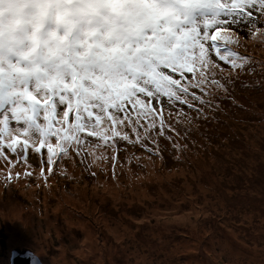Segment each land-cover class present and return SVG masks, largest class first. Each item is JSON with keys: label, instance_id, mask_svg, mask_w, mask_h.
Here are the masks:
<instances>
[{"label": "rangeland", "instance_id": "rangeland-1", "mask_svg": "<svg viewBox=\"0 0 264 264\" xmlns=\"http://www.w3.org/2000/svg\"><path fill=\"white\" fill-rule=\"evenodd\" d=\"M179 23L183 26L177 28ZM179 23L174 28L175 33L169 35V28H173L168 24L146 22L140 27L145 32L139 31L129 38L127 44L130 53L156 48L164 41L176 47L188 27L187 20ZM209 31L215 34L214 29ZM248 33V29L238 33L241 46L236 49L250 58L240 76L243 83L238 81L232 98L223 101V111L217 113V121L202 127L205 135L197 136L199 143L187 154L185 162L179 163L165 152L163 163L157 160L147 168L132 165L131 171L129 166L123 170L118 168L116 178H113L107 162L101 167L93 165L91 170L96 172V176H92L72 150L58 166H54V174L45 182L37 176L41 157L46 159L47 148L41 149L39 154L34 153L31 141H28V157L33 169L17 164L12 169V179L6 183L9 165L0 160V264L6 261L10 264L13 252L17 250L31 251L39 257L35 240L42 237L40 233L47 234L45 239H40L46 260L40 258L42 264L57 255L62 246L70 245V234H78L77 243L69 246L65 254L75 264L91 263L98 257L102 261L97 264H126L130 258L135 259L133 254L138 249L150 254L156 264H230L236 256V249L247 253L240 256L242 264H245L252 260L251 249H264V37L258 33L253 37ZM242 34L248 35L243 37ZM223 36L224 30H221L220 37ZM218 41L222 43L220 38ZM211 43V40L204 42L205 47L208 48ZM211 58L228 70L229 65L221 61L214 50ZM157 59L160 61L162 58ZM162 71L173 79L180 78V74L171 69ZM98 76L100 73L95 72L91 78L79 81L77 84H82V91L78 95L74 93L76 83L73 80L68 79L62 87L54 89L57 98L50 99L48 103L49 107L52 103L56 107L55 119L51 122L54 130L59 128L63 134L75 122L76 111L86 118V104L95 103L100 96L131 84L137 75L126 72L123 82L117 85L106 79L97 81ZM190 78L191 74L186 73L185 79ZM0 80L4 78L0 76ZM32 87L33 83L30 82L27 88ZM195 91L199 95V90ZM138 96L148 101L143 94ZM40 103L43 105L44 100L40 99ZM151 103L157 107L155 100ZM66 104L71 106L67 108ZM126 107L132 110L131 105ZM176 108H166L165 114L168 110L175 112ZM183 109L188 111L186 105ZM92 111L94 120L97 111ZM5 118L13 130L17 148H22L26 140L23 121L17 122L12 115L11 118L0 115V119ZM60 120L61 123L67 122L57 123ZM38 123H45L42 110ZM17 128L19 132L15 131ZM86 134V131L82 133ZM33 139L36 137L33 136ZM87 139L92 145L99 142L94 136ZM0 140L4 144V155L16 160V155L7 148L11 141L7 136L0 137ZM51 142L55 145V136L51 137ZM118 147L121 149L118 157L123 156L125 143L120 142ZM135 151L137 155H146L139 146ZM87 159L90 161L92 157ZM57 168L65 169L67 175H61ZM26 170L33 174L26 177ZM151 171L156 172L155 176L141 178L142 173ZM114 182L120 183H116L117 187L120 186L119 193L112 189ZM84 185L87 191L83 197L79 189ZM143 190L145 193L136 194ZM9 194L18 199L25 218L35 217L36 227L40 226L38 218L43 219L39 228L17 237L10 235V228L17 225L15 220L9 219L5 207L4 201ZM68 213L83 218L86 225L68 224ZM45 221L52 223L49 230ZM118 224L122 234H111L110 230L119 229ZM56 228L64 238V245H60ZM85 233H92L100 248L84 258L82 250L89 251L88 242H84ZM210 243L216 245L214 253L205 249Z\"/></svg>", "mask_w": 264, "mask_h": 264}, {"label": "snow or ice", "instance_id": "snow-or-ice-1", "mask_svg": "<svg viewBox=\"0 0 264 264\" xmlns=\"http://www.w3.org/2000/svg\"><path fill=\"white\" fill-rule=\"evenodd\" d=\"M194 2L199 7L187 19L188 27L181 35L176 51L171 56L163 57L148 70L140 72L131 84H126L109 95L100 96L95 103L86 104V118L76 111L78 114L75 122L63 134L59 128H52L55 103L48 110L49 106L45 101L41 105L31 90L24 91L14 83L0 80V115L11 112L17 122L22 120L26 136L23 147L18 149L8 119H0V137L7 136L11 141L7 148L17 157L12 160L5 156L4 144L0 140V160L9 165L5 182L12 179V169L17 164L33 169L28 157V141H31L34 153L39 154L41 149L47 148L46 159L41 157L37 176L45 182L54 174V166H58L72 150H75L81 164L85 165V170L90 171L92 176H96V172L91 170L93 165L101 167L107 162L111 166L113 178H116L118 168L123 170L129 166L131 171L132 165L147 168L157 160L163 163L165 152L177 162H185L187 154L199 143L197 136L205 135L202 127L217 121V113L223 111V101L232 98L238 81L243 83L240 76L250 58L236 50L241 46L238 33L248 29L251 36L255 37L258 33L264 37V27H257L264 25V0ZM209 29H214L215 34H211ZM221 30H224L223 37H220ZM218 38L222 43L217 42ZM209 40L212 43L206 48L204 42ZM213 50L221 61L229 65L228 70L212 60ZM162 69H171L179 73L180 78L173 79ZM186 73L191 74L190 79H185ZM195 90H199V95ZM138 94L146 96L148 101L139 98ZM152 100L157 102V107L152 105ZM127 105L132 106L131 111ZM177 105L181 107L176 108ZM184 105L188 109L186 112ZM166 108H176V111L168 110L165 114ZM92 109L97 111L94 120ZM41 110L44 112L43 124L38 123ZM26 121L29 122L27 128ZM66 122L67 120L63 123L61 120L57 121L60 124ZM15 131L19 132L20 129ZM85 131L86 136L82 135ZM52 136L56 137L55 145L51 142ZM93 136L99 141L95 145L87 139ZM120 142L125 143L124 155L118 157ZM137 146L146 155H137ZM89 156L92 157L90 161L87 159ZM57 170L61 175H67L65 169ZM32 174V171L24 172L26 177ZM67 178L73 179L71 176ZM133 255L135 259L130 258L126 264H156L146 251L138 249ZM230 264L242 262L239 257H235Z\"/></svg>", "mask_w": 264, "mask_h": 264}, {"label": "clouds", "instance_id": "clouds-1", "mask_svg": "<svg viewBox=\"0 0 264 264\" xmlns=\"http://www.w3.org/2000/svg\"><path fill=\"white\" fill-rule=\"evenodd\" d=\"M198 7L194 0H0V76L24 91L32 82L37 92L95 72L97 81L120 84L126 72L138 75L176 51L164 41L130 53L127 42L140 27L174 29Z\"/></svg>", "mask_w": 264, "mask_h": 264}, {"label": "bare ground", "instance_id": "bare-ground-1", "mask_svg": "<svg viewBox=\"0 0 264 264\" xmlns=\"http://www.w3.org/2000/svg\"><path fill=\"white\" fill-rule=\"evenodd\" d=\"M109 89L111 88V86L109 85L108 86ZM183 168V167H181ZM158 173V171H157ZM156 172L155 171H151L149 173H142L141 175V178L143 177L144 178H151L152 176H155ZM140 179V178H139ZM142 180V179H141ZM116 183L117 184H120L118 182H114L113 185H112V189L116 192V193H119L120 192V186L117 187L116 186ZM86 185L82 186L81 189H79V194L81 196H86V192L87 189H86ZM78 188V187H77ZM142 193H145V191H140V192H137L136 194L138 195H141ZM7 200H5V207L7 208L6 210L8 211L9 213V219L11 220H15L16 221V225L17 227H11L10 228V231H11V236L14 237V236H19L20 234L24 233V232H31L34 230V229H37L41 226V221L43 220L42 218H38V224L40 225L39 227H36V223H35V217H28V218H25L24 217V214L25 213H22V209H21V206H20V203L18 201V199H14L12 194H9L7 195ZM68 216L66 218V221L68 224H72V223H77L81 226H84L86 225V221L81 218V217H76L74 215H71L68 213ZM186 215V214H185ZM184 215V216H185ZM186 218V217H184ZM187 220V219H186ZM188 223V222H186ZM45 225L47 227V229L49 230V228L52 226V223L50 221H45ZM117 227L119 228L118 230L116 229H112L110 230V233L113 234V235H116L117 233L118 234H122V232H120L122 229H121V226L118 224ZM261 228H263L262 226H260ZM257 228V227H255ZM57 229V228H56ZM258 230H261L260 228ZM57 232H58V238L60 240V245H64V242L62 240H64V238L62 236H60V233L57 229ZM230 233H232L233 235H236L233 231H229ZM42 234V237L41 238H36L35 240V244L37 246V249H38V253H39V257L43 260L44 259V253H43V246L41 245V241L40 239H45L47 237V234H43V233H40ZM86 236H85V240L84 242H88V245H89V251L87 250H82V256L85 258L87 257L89 254H91L92 252H96L100 247L98 245V243L96 242V240L93 238V234L90 233V234H87L85 233ZM191 234H193V232L191 231ZM33 237V235L31 236V238ZM77 237H78V234L75 235L73 234H70V245L69 246H72L74 244L77 243ZM195 239V237H194ZM196 242V241H195ZM195 245V244H194ZM69 246H62V249L61 251L53 256L51 259L47 260V263H44V264H75L74 260H69L67 255L65 254V250L69 247ZM196 246V245H195ZM215 247L216 245L213 244V243H210L209 245L205 246V249L206 250H212V252L214 253L216 250H215ZM111 248H113V245H111ZM196 248V247H194ZM252 250V260H250L249 262H246L245 264H261V261H264V249H251ZM235 254L236 256L235 257H239L241 255H245L247 254L246 252L244 251H241V250H236L235 249ZM46 261V260H45ZM102 261V258L101 257H98L96 259H94V261H92L91 263H85V262H82V264H97L96 262H101ZM61 262V263H60ZM4 264H7V261L4 263Z\"/></svg>", "mask_w": 264, "mask_h": 264}, {"label": "water", "instance_id": "water-1", "mask_svg": "<svg viewBox=\"0 0 264 264\" xmlns=\"http://www.w3.org/2000/svg\"><path fill=\"white\" fill-rule=\"evenodd\" d=\"M10 264H42L40 257L32 254L31 251H14Z\"/></svg>", "mask_w": 264, "mask_h": 264}, {"label": "trees", "instance_id": "trees-1", "mask_svg": "<svg viewBox=\"0 0 264 264\" xmlns=\"http://www.w3.org/2000/svg\"><path fill=\"white\" fill-rule=\"evenodd\" d=\"M248 34H249V33H248ZM248 34H247V35H248ZM247 35L242 34L241 36H243V37L245 36V37H246ZM81 91H82V84L78 85V88L76 89V92H74V93H75V95H78L79 92H81ZM56 98H57V95H54V98H53V99H56ZM49 100H50V99H47V100H46V102H45L46 105H48ZM4 116H6V117H8V118H11V112H7V113L1 115V117H4Z\"/></svg>", "mask_w": 264, "mask_h": 264}]
</instances>
